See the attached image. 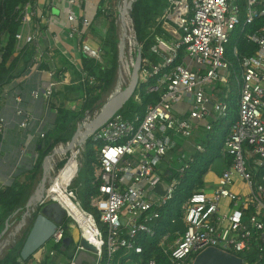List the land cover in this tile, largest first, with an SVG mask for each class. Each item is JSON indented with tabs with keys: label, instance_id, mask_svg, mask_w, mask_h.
I'll return each mask as SVG.
<instances>
[{
	"label": "built area",
	"instance_id": "2783aa9c",
	"mask_svg": "<svg viewBox=\"0 0 264 264\" xmlns=\"http://www.w3.org/2000/svg\"><path fill=\"white\" fill-rule=\"evenodd\" d=\"M35 1L26 3L21 11L22 26L16 34L17 47L33 39L29 34L24 35V29L37 14L33 8ZM243 1L246 23L252 25L256 17H264V0ZM68 2L70 36L79 37L82 54L100 60L101 47L82 40L98 8L93 7L94 12L86 8L84 13L80 9L78 15L75 8L81 0ZM240 2L169 0L158 19L169 38L157 36L156 44L152 46V51L162 60L152 64L143 59L140 71V83L147 84V93L159 92V100L149 104L143 115L135 113L132 118H126L120 112L115 113L89 138L97 146L99 166L95 173L100 181L99 196L92 200V206L99 214L100 223L93 213L83 209L77 192L69 188L77 170L66 188L69 198L89 219L94 242L87 239L97 246V251L90 253L80 244V238L85 237L83 230L64 207L67 218L80 228L77 252L84 254L79 261L75 256L70 258L67 264H79L84 258L88 259L86 264H102L105 254L107 264H114L115 254L121 248L142 252L137 236L140 233L156 234L153 223L159 218V212L151 210L173 197L179 177L187 166L185 162L175 171L179 176L169 178V168L162 169L163 173H160V163L168 162L169 154L179 147L176 136L184 139L192 137L196 121L212 112L216 119L227 115L228 103L213 100L206 88L218 83L229 85L232 77L239 85L238 116L223 144V153L230 158V162L213 187L205 186L203 191L190 196L184 214L186 228L174 242L166 244L165 251H169L171 264H194L198 253L208 247L237 256L253 252L257 256L255 264H260L259 260L264 257V182L255 181L254 176L264 166V25L244 35V40L255 45L256 50L238 58L237 74L226 55V45L231 30L242 16ZM233 51L237 53V47ZM185 56L189 59L187 63L184 62ZM177 60L179 63H176ZM73 63L81 73L82 81H95L94 77L87 75L81 60L74 59ZM53 74L50 72V76L53 77ZM152 77H158L157 82L149 84ZM54 86L55 82L50 81L42 89L33 91L32 95L50 99ZM180 101L190 105L188 113L174 111L175 104ZM17 113L22 115L23 110L18 107ZM26 124L27 117L20 125L25 127ZM210 128L211 124H208L207 129ZM203 150L201 143L195 144L194 152ZM188 159H192L191 155ZM238 180L241 188L235 190ZM160 183L165 185L163 195L155 191ZM51 184L48 186L51 187ZM52 200L54 198L47 196L45 202ZM65 235L64 224H57L50 240L53 245H61ZM48 250L42 246L34 254L33 264H40ZM243 261L246 264L244 258ZM145 264L158 263L150 259Z\"/></svg>",
	"mask_w": 264,
	"mask_h": 264
},
{
	"label": "trees",
	"instance_id": "16d2710c",
	"mask_svg": "<svg viewBox=\"0 0 264 264\" xmlns=\"http://www.w3.org/2000/svg\"><path fill=\"white\" fill-rule=\"evenodd\" d=\"M29 1L31 0H1L0 3V98L4 87L24 74L29 65L35 60L36 46L29 42L18 48L16 39V34L22 26L21 11ZM106 2L107 0H101L96 12V16L105 15L106 18L105 31L99 30L98 32L102 58L97 60L84 54L81 55V64L84 70L88 76L94 77L95 81L93 83L88 80L82 81L78 69L72 66L67 59H63L62 65L64 69L69 71L68 79L70 83L53 90L50 105L55 108L56 112L54 127L44 134L41 145L38 146V156L32 168L15 177L11 184L0 187V230L5 219L21 206L30 195L32 188L41 175V163L45 155L60 143H67L85 113L100 103L114 86L118 69V34L113 11L107 15L104 14ZM168 2L169 0H136L131 11L133 27L138 45L142 49L143 59H148L152 64H157L162 60L161 56L152 51V46L156 44V37L162 35L169 38V35L164 32L158 22ZM240 5L242 6L240 22L231 30L229 42L226 45V55L232 61L233 70L237 74L239 73L238 58L242 54H253L256 50L255 45L248 44L244 40V35L253 31L254 28L264 25V17L262 16L256 17L252 25L246 23L243 0H241ZM235 47H237V53L233 51ZM176 63H179V60ZM41 66L48 67L44 63ZM59 71L61 72V68L53 74V78L56 80H59ZM157 78L152 77L149 84L156 83ZM146 86V83L141 82L132 98L119 111L126 118H132L135 113L143 115L149 104H154L159 100L160 93H147ZM227 89L224 97L229 106L227 115L217 121H212L211 128L206 129L200 136L199 143L203 145L204 150L191 153L192 159L186 160L187 166H185L184 172L179 177V183L173 197L165 204L154 206L151 210L159 212V218L153 223L156 234L149 236L140 233L137 236V244L142 246V252L136 253L121 248L115 254L114 264H145L150 259H155L158 264H171L169 251H165L166 244L174 242L184 232L186 228L184 214L190 196L205 189L204 177L217 158L223 159L221 170L227 167L230 162V158L223 153V144L225 136L238 116L239 85L234 77H232ZM96 151V143L88 139L83 151L84 160L80 170L84 171L85 180L80 191L76 192L83 209L95 214L99 221V214L96 208L92 206V200L99 196L100 183L95 173L96 168L99 166ZM63 163L65 164L66 161ZM169 172H171L170 169L167 174ZM174 175H178V172H172L168 177L171 178ZM263 176L264 166L256 173L254 180L264 182ZM71 221L73 220L66 218L63 222L66 235L70 236H72L69 230ZM30 228L31 226L26 231L24 238L10 247L0 258V264H33L34 255L23 260L20 254ZM165 235H168L167 240L162 243ZM73 238V242H75L76 238ZM76 241L78 242V239ZM51 248L58 250L65 256L67 255L60 249V245H52ZM239 256L244 258L246 264H255L257 260V256L253 252L250 254L241 253ZM66 257L67 260L70 259L68 255ZM49 259L50 256L47 252L42 257L40 264H54ZM107 261V255L105 254L101 263L107 264ZM259 262L264 264V257Z\"/></svg>",
	"mask_w": 264,
	"mask_h": 264
},
{
	"label": "crops",
	"instance_id": "0c3cea01",
	"mask_svg": "<svg viewBox=\"0 0 264 264\" xmlns=\"http://www.w3.org/2000/svg\"><path fill=\"white\" fill-rule=\"evenodd\" d=\"M100 1L81 0L75 12L79 15L81 10L84 13L86 8L94 12L96 10L93 7L98 8ZM110 2L111 0L106 2L104 13L106 15L109 13L107 6ZM91 4L92 7H90ZM33 6L37 14H34L31 22L25 27L24 35L33 36L31 43L36 46L35 60L24 74L4 87L0 98V187L11 184L15 177L32 168L38 156V146L41 145L43 139L41 134H45L54 127L56 112L55 108L50 105L51 98H35L32 92L42 89L50 81L55 82L54 89L69 84V71L63 68L62 61L67 59L72 66L77 68L73 60H81L82 55L79 37L70 36L67 21L68 0H36ZM105 21V15H95L92 25L82 40L100 46L98 32L99 30L105 31ZM24 44V42L20 43L18 48ZM42 63L47 64L48 67H42ZM60 68L59 80L50 76V72L54 73ZM229 85L218 83L214 87H207L206 90L213 96V100L225 101V90H228ZM18 107L23 110L22 115L17 113ZM189 109L190 105L182 101L174 106V111L179 114L188 113ZM25 117H27V124L22 127L20 124ZM217 120L212 112L196 121L193 135L200 138L207 129V125ZM176 140L179 147L182 146L184 149H190L191 153L194 152L195 145H192L190 138L176 137ZM223 169L217 172L210 170L207 172L204 177L207 187L211 188L215 185ZM240 188L241 183L238 180L234 189L240 190Z\"/></svg>",
	"mask_w": 264,
	"mask_h": 264
},
{
	"label": "water",
	"instance_id": "95a60500",
	"mask_svg": "<svg viewBox=\"0 0 264 264\" xmlns=\"http://www.w3.org/2000/svg\"><path fill=\"white\" fill-rule=\"evenodd\" d=\"M135 1L136 0H121V3L118 5L117 22H120V20L122 21L123 16L128 14L131 23L133 24L131 11ZM121 29H125V32L123 30V33L120 32L118 36V68L120 60L126 52L127 46V29L123 28V26ZM134 38L136 39V36ZM142 60V49L137 44V51L134 60L131 63L127 85H123V80L120 79V68L117 69V78L109 96L101 105L98 103L86 112L83 119L77 124L76 130L71 139L67 143L61 144L65 146L64 151L67 152L77 144L84 147L90 136L104 125L115 113L119 112L132 98L140 84ZM57 147L58 146H55L45 155L41 163V175L33 191L30 193L26 201L5 219L4 225L0 230V238L6 233L8 237H15L23 227L30 224V231L20 251L23 260L28 259L44 246V244H46L52 237L57 224L63 223L67 218V211L59 201L54 199L50 202H45L48 185L54 179L50 160L55 155ZM80 170L81 167H78L77 173ZM170 173L171 172H169V174ZM165 190L164 183H160L155 187V191L162 195L165 194ZM122 223H125L124 219L122 220ZM11 226L13 227L10 230ZM73 241L74 238L72 236L65 235L60 249L65 251L72 245ZM9 242V240L6 241V247ZM15 244L16 240L14 239V244L10 245L9 248ZM80 244L90 253H95L97 251V246L85 237L80 238ZM5 252L3 254L1 253L2 256ZM87 262L88 259L84 258L79 264H86ZM194 264H244V261L243 258L232 253L222 251L215 247H208L198 253L194 260Z\"/></svg>",
	"mask_w": 264,
	"mask_h": 264
},
{
	"label": "rangeland",
	"instance_id": "374dc122",
	"mask_svg": "<svg viewBox=\"0 0 264 264\" xmlns=\"http://www.w3.org/2000/svg\"><path fill=\"white\" fill-rule=\"evenodd\" d=\"M119 3H121V0H111V2L109 3V6H107L108 9H109V12L113 11V13H114V17L116 19L115 23H116L118 36H119L120 30H121L120 23L117 22V19H118V5H119ZM128 28H129V35L133 34V37H135L136 34H135L134 29H133V24L131 23V21L129 22ZM98 40H99V38H98ZM134 40H135V44L134 45H131L128 42L127 46H126V52L125 53H126V56H127V62L128 63H132L133 62L134 57H135V53L137 51L138 42L136 43V39L135 38H134ZM188 60H189L188 57L185 56L184 62L187 63ZM119 68H120V65H119ZM130 69H131V66H130ZM128 81H129V73L124 76L123 85L124 86L127 85ZM109 94L104 96V98L100 101V105L107 99ZM100 105H99V107H100ZM176 137H179V136H176ZM179 139H180V137H179ZM190 141H191L192 145H195L197 141H200V139H199V137H196L195 135H193L192 137H190ZM61 144H63V143H60L57 146L59 147ZM84 149H85V145H84V147L75 148L74 152H72L75 155L74 157H71L70 152L67 153V154H64V155L57 156V157L55 156V159H54L55 164L53 166L52 174H56V175L59 176L63 172V170L65 169V170H67V172H70L72 174V176H73L75 174L77 168L78 167H82L83 160H84V158H83ZM169 155L170 156H169V161L168 162H164L163 161V162L160 163V166H159L160 173H163L162 169H164V168H166V169L169 168L172 172H175V171L179 170L181 168V166L186 162V160L190 157L191 150L190 149H188V150L184 149L181 146L180 149L176 148ZM72 160H73V164H72V166H69V163ZM65 161H66V163L64 164L63 162H65ZM62 163H63V165H62ZM222 166H223V159L222 158H217L211 164L210 171H216L217 172V171H219L222 168ZM65 174H67V173H65ZM72 176H71V178H72ZM62 178H63L64 182H67V185L71 181V180H67L66 179L67 177H63V175H62ZM84 180H85L84 171L83 170L79 171L77 173V175L73 178L72 182L70 183L69 188H72L75 191H80V189L83 186ZM29 226H30V224H27L25 227H23L16 234L15 237H8L7 233L5 235H3L0 241L9 240L10 242L7 245V247L5 246L3 248V250H1L0 254L1 253L3 254L9 248L10 245L14 244V239L16 240V243L18 241L22 240L24 238L25 233L28 230ZM12 227L13 226L10 227V230L12 229ZM69 230H70V232H71L73 237L75 236L76 239H79L81 231H80V228L73 221L70 222ZM76 239H75V242H73L72 245L70 247H68L64 252L70 258L75 256L76 261H79L83 257L84 254L81 253V252H77V243L78 242L76 241ZM52 245L53 244H52L51 240H49L46 244H44V247H47L49 249L48 250L49 256H50L49 260L53 261L54 264H67V262H68L67 257H66L67 255L65 256L64 254L58 252V250L52 249L51 248ZM37 252H39V251H37ZM51 252H53V253H51ZM2 254L0 255V258L2 257ZM90 256H92V255H90ZM90 259L93 261L92 257H90Z\"/></svg>",
	"mask_w": 264,
	"mask_h": 264
},
{
	"label": "bare ground",
	"instance_id": "6f19581e",
	"mask_svg": "<svg viewBox=\"0 0 264 264\" xmlns=\"http://www.w3.org/2000/svg\"><path fill=\"white\" fill-rule=\"evenodd\" d=\"M130 21H131L130 17L128 16V14H126L125 16H123L122 21L120 20L119 23H120L121 27L123 26V28L127 29V31H126L127 43L129 42V44L134 45L135 40H134L133 34L129 35L128 25H129ZM123 30L125 32V29H121L120 32L123 33ZM130 66H131V63L127 62V56L125 53L124 56L120 60V79L121 80H123L124 76L129 73ZM64 147H65L64 145H60L59 147H57V151H56L55 155L50 160V165H51L52 170H53V166L55 164V161H54L55 156L57 157V156L64 155V154H67L70 152L71 157H74L75 155L72 153V152H74V149L82 147V146L77 144L73 148L69 149L67 152L64 151ZM72 164H73V160L69 163V166H72ZM62 173L59 176L58 175L54 176V179L51 182L52 183L51 187L47 188L46 195L56 199L57 201H59L61 203V205L63 207L68 209L70 215H72L77 220V222L79 223L81 229L83 230L85 237L88 238L89 240H91L92 242H94V237H93L94 232L91 228V224L89 222V219L84 214V212L78 207V205H76L69 198L68 194L66 193V188L69 184L67 185V182L63 181L62 175H63V177H67L66 178L67 180H71L72 174L70 172H67V170H65V169L63 170ZM65 173H67V174H65ZM1 238H0V240H1ZM6 241L7 240L0 241V252L6 246Z\"/></svg>",
	"mask_w": 264,
	"mask_h": 264
}]
</instances>
